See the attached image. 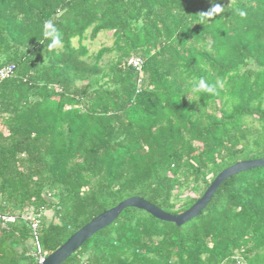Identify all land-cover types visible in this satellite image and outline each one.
Here are the masks:
<instances>
[{
	"label": "trees",
	"instance_id": "trees-1",
	"mask_svg": "<svg viewBox=\"0 0 264 264\" xmlns=\"http://www.w3.org/2000/svg\"><path fill=\"white\" fill-rule=\"evenodd\" d=\"M215 4L223 10L209 17ZM48 20L62 36L52 51ZM101 32L114 45L90 62L84 41ZM107 53L115 56L102 66ZM135 56L141 72L128 63ZM8 64L0 212L46 207L39 239L48 254L131 196L178 214L227 167L264 157V0H0V68ZM201 78L213 92L190 91ZM185 190L198 195L184 199ZM32 237L22 219L0 227V264L35 263ZM237 257L264 264V166L227 179L182 226L126 208L62 264Z\"/></svg>",
	"mask_w": 264,
	"mask_h": 264
},
{
	"label": "water",
	"instance_id": "water-1",
	"mask_svg": "<svg viewBox=\"0 0 264 264\" xmlns=\"http://www.w3.org/2000/svg\"><path fill=\"white\" fill-rule=\"evenodd\" d=\"M262 166H264V157L239 161L227 167L214 178L204 194L190 208L178 214L167 212L158 205L140 196H131L107 211L100 213L72 234L57 250L48 254L43 261L33 264H62L94 234L116 221L120 214L129 207L145 210L159 220L182 226L200 215L211 202L223 182L239 173Z\"/></svg>",
	"mask_w": 264,
	"mask_h": 264
},
{
	"label": "built area",
	"instance_id": "built-area-1",
	"mask_svg": "<svg viewBox=\"0 0 264 264\" xmlns=\"http://www.w3.org/2000/svg\"><path fill=\"white\" fill-rule=\"evenodd\" d=\"M128 63L132 64L136 67L137 70H142L143 60L140 57H132L128 59ZM16 65L8 64L4 65L0 68V82L12 77L15 73ZM46 207L41 206L39 208L31 207L26 213H22L20 215L11 214V213H1L0 212V227L8 229L9 223L16 222L18 219H22L27 221L30 224L31 232H32V244L33 247L30 250V255L36 260V262L43 261L45 257L48 255L41 246L40 243V228L43 221V215L46 214ZM237 264H242L243 259L241 257H237Z\"/></svg>",
	"mask_w": 264,
	"mask_h": 264
},
{
	"label": "clouds",
	"instance_id": "clouds-1",
	"mask_svg": "<svg viewBox=\"0 0 264 264\" xmlns=\"http://www.w3.org/2000/svg\"><path fill=\"white\" fill-rule=\"evenodd\" d=\"M222 7L219 4H215L211 7L209 11H206L205 13L210 15L212 13L219 14L222 12ZM241 16H244V12L239 13ZM201 23H203L206 19L205 16H201L200 18ZM43 38L45 40L49 41L48 49L49 51H52L54 49H57L62 44V36L60 31L54 26L53 22L51 20L45 21L43 24ZM222 86V85H221ZM190 91L192 92H213L214 88L213 86H210L206 83L204 79H199L198 81H193L191 85Z\"/></svg>",
	"mask_w": 264,
	"mask_h": 264
},
{
	"label": "rangeland",
	"instance_id": "rangeland-1",
	"mask_svg": "<svg viewBox=\"0 0 264 264\" xmlns=\"http://www.w3.org/2000/svg\"><path fill=\"white\" fill-rule=\"evenodd\" d=\"M73 43L75 45H79L78 39H74ZM84 43L88 46L89 48V54L90 56L88 57V61L93 62L94 61V56L97 54V52L103 48V47H112L114 45V35L112 32H101L96 39L94 40H90L87 39L84 41ZM113 56H115V53H107L103 60L101 61V65L103 66L105 64V62H107L108 60H110V58H112ZM183 198H187L186 196L188 195L191 197H195L198 195L197 192L194 191H188L185 190L183 191L182 194ZM49 214H52L51 212H49Z\"/></svg>",
	"mask_w": 264,
	"mask_h": 264
},
{
	"label": "crops",
	"instance_id": "crops-1",
	"mask_svg": "<svg viewBox=\"0 0 264 264\" xmlns=\"http://www.w3.org/2000/svg\"><path fill=\"white\" fill-rule=\"evenodd\" d=\"M48 214H49V212H48ZM50 215V214H49Z\"/></svg>",
	"mask_w": 264,
	"mask_h": 264
}]
</instances>
